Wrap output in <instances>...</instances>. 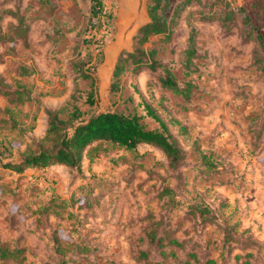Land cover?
Returning <instances> with one entry per match:
<instances>
[{"label":"rangeland","instance_id":"1","mask_svg":"<svg viewBox=\"0 0 264 264\" xmlns=\"http://www.w3.org/2000/svg\"><path fill=\"white\" fill-rule=\"evenodd\" d=\"M153 1L115 49L120 0H0L12 39L0 45V243L22 250L0 264L231 263L235 252L264 246V0H156L170 35L151 37L141 47L148 62H126L112 91ZM168 73L186 96L162 85ZM74 106L80 121L118 112L160 129L149 106L183 159L171 167L151 145L101 143L78 168H4L44 137L47 111L65 119Z\"/></svg>","mask_w":264,"mask_h":264},{"label":"trees","instance_id":"2","mask_svg":"<svg viewBox=\"0 0 264 264\" xmlns=\"http://www.w3.org/2000/svg\"><path fill=\"white\" fill-rule=\"evenodd\" d=\"M100 11L102 5L97 3L92 10V17L100 20ZM11 13V11H8ZM149 13L152 21L144 26L137 37V47L133 53L127 55L117 64L113 75L111 90L116 91L119 86V78L127 71L124 64L130 62L131 65L139 67L147 63L148 55L141 47L148 43L151 37L165 35L169 36L170 23L166 18L158 14V5L156 0L149 7ZM92 18V19H93ZM2 14H0V45L9 44L12 39L9 33L3 31L1 27ZM249 24V23H248ZM17 29V27H16ZM262 51L264 53V43L261 42V35H258ZM191 49L188 50V53ZM191 58L187 59V64H191ZM154 64H151L153 66ZM162 85L173 91L175 94L185 95V91L181 89L171 73L161 78ZM93 96V92L89 93V99ZM149 116L155 120L160 129L149 130L141 122L138 116H129L118 112H102L93 115L87 121H80L82 112L78 107L74 106L67 114V118L61 117V111H47V127L44 137L34 146H30L23 153L19 163H7L4 168L11 170L16 174H23L28 169L46 170L53 166H66L69 168H78L85 157V153L89 148L90 152L97 153L98 146L101 143H107L112 146L124 148L128 151H135L142 144L151 145L158 148L168 159L171 167H177L183 159V154L176 140L170 134L167 124L163 119L155 113L151 107L147 106ZM97 143V145H95ZM95 145L94 147H92ZM33 147H36L33 149ZM92 154L90 159H92ZM77 206L81 209L87 207L85 197H80ZM78 247V246H77ZM81 249V248H80ZM241 249L235 252L233 260L230 264H264V246L256 245L248 249ZM83 252H89L86 246ZM22 253L21 249L9 251L1 246L0 258H18ZM56 254L65 255L66 251L63 247L57 245ZM196 264H229L223 259L209 258L203 261L195 258ZM199 261V262H198ZM65 264V261H63ZM183 264H194L192 261H185Z\"/></svg>","mask_w":264,"mask_h":264},{"label":"water","instance_id":"3","mask_svg":"<svg viewBox=\"0 0 264 264\" xmlns=\"http://www.w3.org/2000/svg\"><path fill=\"white\" fill-rule=\"evenodd\" d=\"M124 2L126 4V6H127L128 12L131 13L132 16H133L131 21L129 22L126 30L124 31V35L130 34L129 36H127L130 39V37L132 36L133 32L145 20L146 0H124ZM142 16H143V20L141 21ZM123 46H121V47H123ZM121 47H117L115 49H118V48H121Z\"/></svg>","mask_w":264,"mask_h":264},{"label":"bare ground","instance_id":"4","mask_svg":"<svg viewBox=\"0 0 264 264\" xmlns=\"http://www.w3.org/2000/svg\"><path fill=\"white\" fill-rule=\"evenodd\" d=\"M120 4H121V8H120V14L119 17L121 19L120 25H119V35L117 37V44L115 46V48L117 47H121L123 45H126L128 43V39L130 34L128 35H124V31L126 30L129 22L132 19V14L128 12L127 6L124 2V0H120ZM143 20V16L141 21ZM127 37V38H126Z\"/></svg>","mask_w":264,"mask_h":264}]
</instances>
